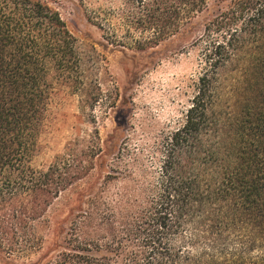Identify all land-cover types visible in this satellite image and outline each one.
<instances>
[{
    "label": "trees",
    "instance_id": "trees-1",
    "mask_svg": "<svg viewBox=\"0 0 264 264\" xmlns=\"http://www.w3.org/2000/svg\"><path fill=\"white\" fill-rule=\"evenodd\" d=\"M94 1L0 0V252L8 255L41 251L49 210L95 169L68 146L46 170L32 166L57 87L92 108L99 102L60 11ZM116 1L122 10L91 18L125 31L108 42L138 53L191 41L201 72L184 119L151 150L146 203L102 211L100 225L112 228L102 240L82 236L78 225L99 218L80 209L69 239L67 219L57 224L53 248L66 264H264V0ZM107 146L98 150L104 169ZM122 160L110 169L120 173Z\"/></svg>",
    "mask_w": 264,
    "mask_h": 264
},
{
    "label": "rangeland",
    "instance_id": "rangeland-1",
    "mask_svg": "<svg viewBox=\"0 0 264 264\" xmlns=\"http://www.w3.org/2000/svg\"><path fill=\"white\" fill-rule=\"evenodd\" d=\"M122 8V2L116 0H95L86 10L72 3L60 8L85 58L87 87L101 96L92 108V100L81 99L69 87L56 88L32 166L46 170L68 146L84 165L93 163L95 169L49 210L40 226L43 249L13 255L0 252V264H66L59 257L60 250L53 248L59 222L67 219L62 227L63 236L69 239L77 230L80 209L92 208L99 219L86 221L78 229L87 240H102L112 231L100 225L102 211L110 206L134 210L147 201L148 184L157 165L151 150L182 122L190 108L201 72V53L193 42L174 39L138 53L111 44L107 41L114 34L110 26L99 20L104 26L100 29L91 18L108 17ZM202 30L200 20L194 37ZM115 34L126 35L121 30ZM106 146L114 149L104 169L98 150ZM119 156L124 161L120 173L109 167ZM107 175H111L110 181H106Z\"/></svg>",
    "mask_w": 264,
    "mask_h": 264
}]
</instances>
